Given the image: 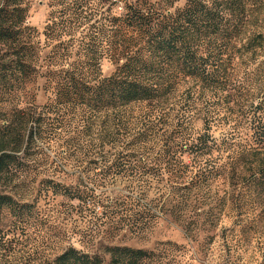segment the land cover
Listing matches in <instances>:
<instances>
[{
    "label": "trees",
    "instance_id": "1",
    "mask_svg": "<svg viewBox=\"0 0 264 264\" xmlns=\"http://www.w3.org/2000/svg\"><path fill=\"white\" fill-rule=\"evenodd\" d=\"M180 1L103 0L105 8L89 10L84 0H69L42 33L27 25L21 0H9L11 11L0 8L1 182L33 183L39 161L72 168L88 159L100 178L37 182L47 206L101 203V221L110 226H156L166 218L195 236L217 226L214 211L226 205L238 168L214 155L228 141L188 133L183 110L171 101L184 83L222 95L250 132L248 151L264 149V82L257 86L251 75L262 65L244 62L264 49V0ZM40 37L49 49L42 59ZM103 60L114 66L108 76ZM41 69L49 97L34 106L25 87ZM249 177L248 190L264 192V164ZM115 179L126 186L101 200ZM153 191L157 199L148 198ZM25 216H39L36 204L0 194L3 221ZM151 255L126 246L92 253L67 246L52 264H103L105 256L108 264H145Z\"/></svg>",
    "mask_w": 264,
    "mask_h": 264
},
{
    "label": "rangeland",
    "instance_id": "2",
    "mask_svg": "<svg viewBox=\"0 0 264 264\" xmlns=\"http://www.w3.org/2000/svg\"><path fill=\"white\" fill-rule=\"evenodd\" d=\"M68 1L21 0L23 7H26L27 25L42 33L50 14ZM84 2L89 10L106 7L103 0ZM9 3V0H0V8L5 6V9L11 11ZM39 41L41 51L38 56L42 59L49 49H43L42 37ZM244 62L248 68L254 63L262 65L251 75L252 83L263 85L264 49L248 55ZM113 69L114 66L102 61L104 76H108ZM42 72L43 69L35 81L25 87L30 97L26 102L34 106H43L49 97V93L43 90L44 79L40 78ZM172 103L183 110L188 133L197 135L208 132L219 142L227 140V145L221 148L223 152L214 155L220 158L221 163H235L238 168L237 175H230L232 178L229 180L226 205L221 212L214 211L215 217L218 216L217 226L210 230L204 226L203 231L196 236L189 235L186 226H177L166 218L156 226H110L101 221L104 218L101 203H95L89 209H80V206L67 211L53 206L54 203L47 206L45 194L36 192L37 182L41 178L64 183L77 177L88 181L100 178L101 168L90 166L88 159L81 160L83 165L72 168H55L54 165L39 161L37 169L41 174L33 183L27 179L12 187L0 181V194L10 195L19 203L36 204L39 213L34 218H10L15 222L12 221L11 225L8 220L3 221L0 217V224L5 225L0 226V264H52L54 256L67 246L87 253L101 249L102 246L139 248L152 254L145 264H264V192L260 188L255 192L248 190V183L252 179L248 176L254 167L264 164V149L248 151L252 146L248 141L250 132L244 120L223 101L222 95L199 91L192 83H184L179 86ZM6 105L3 103L8 109ZM129 181L136 182L137 179ZM105 184L101 199L104 201L112 199L126 186L120 179H115L112 185ZM154 194V191L150 192L148 198ZM154 197L158 198L157 195ZM72 204L76 206L78 203ZM31 224L33 226H29ZM103 261V264H108V257L105 256Z\"/></svg>",
    "mask_w": 264,
    "mask_h": 264
}]
</instances>
